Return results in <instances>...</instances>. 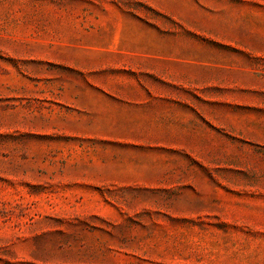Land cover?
I'll return each mask as SVG.
<instances>
[{
	"label": "rangeland",
	"instance_id": "374dc122",
	"mask_svg": "<svg viewBox=\"0 0 264 264\" xmlns=\"http://www.w3.org/2000/svg\"><path fill=\"white\" fill-rule=\"evenodd\" d=\"M0 264H264V0H0Z\"/></svg>",
	"mask_w": 264,
	"mask_h": 264
}]
</instances>
